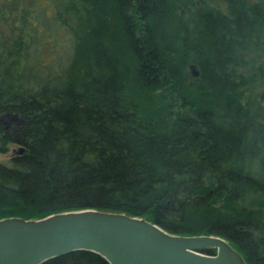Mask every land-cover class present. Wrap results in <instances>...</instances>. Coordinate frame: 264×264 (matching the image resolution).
I'll use <instances>...</instances> for the list:
<instances>
[{
	"label": "trees",
	"instance_id": "1",
	"mask_svg": "<svg viewBox=\"0 0 264 264\" xmlns=\"http://www.w3.org/2000/svg\"><path fill=\"white\" fill-rule=\"evenodd\" d=\"M79 1L53 17L72 51L44 62L46 6L0 0V116L19 119L0 121V148L24 147L0 161V218L121 211L264 264V91L246 93L264 82V1ZM40 264L110 263L80 249Z\"/></svg>",
	"mask_w": 264,
	"mask_h": 264
},
{
	"label": "water",
	"instance_id": "2",
	"mask_svg": "<svg viewBox=\"0 0 264 264\" xmlns=\"http://www.w3.org/2000/svg\"><path fill=\"white\" fill-rule=\"evenodd\" d=\"M17 120L13 113L0 116L5 127ZM80 249L95 251L110 264H247L220 235L172 233L145 217L121 211L82 207L36 218H0V264H40Z\"/></svg>",
	"mask_w": 264,
	"mask_h": 264
},
{
	"label": "rangeland",
	"instance_id": "3",
	"mask_svg": "<svg viewBox=\"0 0 264 264\" xmlns=\"http://www.w3.org/2000/svg\"><path fill=\"white\" fill-rule=\"evenodd\" d=\"M60 1H63L66 4H72L73 1L79 6L81 2L79 0H24V3L30 9H35L39 11V7L46 6L48 12L44 14V17L40 20L36 30L40 33V36H45V44H39L35 46L34 50H37V53L40 52L39 59L44 62L47 60H65L68 57L69 51H72L73 42L77 40V35L72 32L71 28L68 25L58 24L55 20L54 14L56 12V6ZM250 1H264V0H250ZM207 3L214 8L220 9L224 12L228 11L227 3L225 0H207ZM185 15L188 16V13ZM42 37V38H43ZM40 38V40L42 39ZM44 46V47H42ZM255 53L258 51L254 50ZM252 52V53H254ZM263 54L261 55L258 62L263 59ZM192 64V63H191ZM188 72L190 74V79L194 73V67H190ZM251 89H248L246 93L260 94L264 91V82L256 81L251 85ZM263 102V100H261ZM7 119V118H6ZM13 121H10V125ZM6 124V122H3ZM1 145V142H0ZM7 149L0 148V161L9 162V159L12 155L16 154L20 150V145L14 142H6Z\"/></svg>",
	"mask_w": 264,
	"mask_h": 264
}]
</instances>
